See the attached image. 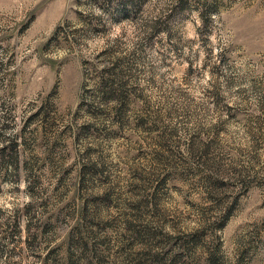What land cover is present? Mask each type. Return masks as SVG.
I'll list each match as a JSON object with an SVG mask.
<instances>
[{"label":"rangeland","instance_id":"374dc122","mask_svg":"<svg viewBox=\"0 0 264 264\" xmlns=\"http://www.w3.org/2000/svg\"><path fill=\"white\" fill-rule=\"evenodd\" d=\"M0 264H264V0H0Z\"/></svg>","mask_w":264,"mask_h":264},{"label":"trees","instance_id":"16d2710c","mask_svg":"<svg viewBox=\"0 0 264 264\" xmlns=\"http://www.w3.org/2000/svg\"><path fill=\"white\" fill-rule=\"evenodd\" d=\"M231 213V211H229V214Z\"/></svg>","mask_w":264,"mask_h":264}]
</instances>
